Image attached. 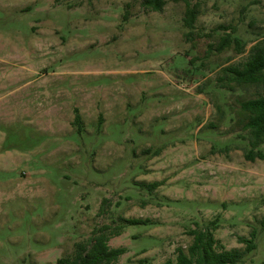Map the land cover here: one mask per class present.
<instances>
[{"label":"rangeland","instance_id":"obj_1","mask_svg":"<svg viewBox=\"0 0 264 264\" xmlns=\"http://www.w3.org/2000/svg\"><path fill=\"white\" fill-rule=\"evenodd\" d=\"M143 1L0 0V264H57L106 226L116 264L176 260L204 228L228 249L255 231L242 264H264L240 108L262 89L219 81L264 39V0H193L194 28L185 1Z\"/></svg>","mask_w":264,"mask_h":264},{"label":"trees","instance_id":"obj_2","mask_svg":"<svg viewBox=\"0 0 264 264\" xmlns=\"http://www.w3.org/2000/svg\"><path fill=\"white\" fill-rule=\"evenodd\" d=\"M172 1L186 2L184 22L188 28H194L199 16V3L193 4V0ZM166 2L167 0H144L143 4L147 8L162 11ZM234 43H236L238 51L242 52L244 45L236 37H232L231 33L223 35L216 48L222 52L226 48L232 47ZM219 81L222 87L228 89L247 85H256L262 89V92L256 97L241 101L240 108L246 118L243 127L249 131V135L246 137L249 141V149L245 152V158L249 161L264 159V152L260 148L264 144V39L251 47L246 61L238 65L224 67L223 75ZM74 123L78 125L79 130L82 129V117L78 112H76ZM161 184L159 182L147 183L146 186L153 189ZM126 221L131 225L146 224L147 222L144 219H127ZM108 228L106 226L97 229L88 243H77L75 254L59 258L57 264H116L119 257L126 252V248L110 246L111 236L119 235L120 232L118 230L108 231ZM190 234L194 236V239L188 247V251L178 248L176 260L168 259L164 264H242L245 252H251L257 247L255 231L251 233L250 238L238 237L240 243L247 245L246 249L226 248L210 228L192 229Z\"/></svg>","mask_w":264,"mask_h":264}]
</instances>
